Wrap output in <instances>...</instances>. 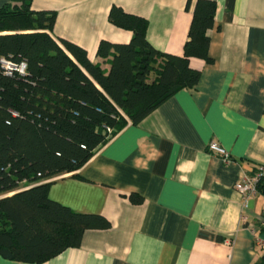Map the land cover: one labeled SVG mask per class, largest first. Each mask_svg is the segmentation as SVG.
Returning <instances> with one entry per match:
<instances>
[{
    "label": "crops",
    "instance_id": "0c3cea01",
    "mask_svg": "<svg viewBox=\"0 0 264 264\" xmlns=\"http://www.w3.org/2000/svg\"><path fill=\"white\" fill-rule=\"evenodd\" d=\"M187 0H32L56 13L50 35L97 55L101 40L127 43L112 5L148 21L156 49L181 55L191 21ZM211 63L191 58L199 81L127 123L79 169L52 179L49 196L75 211L103 215L81 243L40 264H264V196L243 207L235 183L264 164V0H214ZM13 0H0V7ZM216 140L224 163L207 149ZM139 198L132 202L130 195ZM251 226L254 232L251 231ZM0 264H32L0 256Z\"/></svg>",
    "mask_w": 264,
    "mask_h": 264
},
{
    "label": "trees",
    "instance_id": "16d2710c",
    "mask_svg": "<svg viewBox=\"0 0 264 264\" xmlns=\"http://www.w3.org/2000/svg\"><path fill=\"white\" fill-rule=\"evenodd\" d=\"M185 9L191 21L176 55L148 42L147 19L112 5L109 21L132 36L127 43L99 42L97 55L109 62L104 69L81 46L50 35L54 11L33 9L32 0L0 7V256L40 264L79 246L85 230L110 226L101 214L52 199L49 187L128 122L137 124L176 91L197 84L201 72L191 58L212 62L207 31L215 1L187 0ZM2 58L24 62L25 74H6ZM254 172L264 196V164Z\"/></svg>",
    "mask_w": 264,
    "mask_h": 264
},
{
    "label": "built area",
    "instance_id": "2783aa9c",
    "mask_svg": "<svg viewBox=\"0 0 264 264\" xmlns=\"http://www.w3.org/2000/svg\"><path fill=\"white\" fill-rule=\"evenodd\" d=\"M2 67L6 74L11 75L13 72H17L21 75L25 74L26 64L24 62H20L18 64L13 63L4 58L1 59ZM107 131L110 132L111 129L107 128ZM207 149L218 156L221 157L224 163H228L230 161V155L226 151V149L221 146L216 140L209 141L207 145ZM258 167H263V164L258 165ZM260 177V172H254L252 174H244L241 179H239L235 183V189L239 192L242 198L243 207L247 205V201L257 195L259 193L257 189V182ZM251 231L254 232V228L251 226ZM257 244L261 247L263 251L264 257V237H256Z\"/></svg>",
    "mask_w": 264,
    "mask_h": 264
},
{
    "label": "rangeland",
    "instance_id": "374dc122",
    "mask_svg": "<svg viewBox=\"0 0 264 264\" xmlns=\"http://www.w3.org/2000/svg\"><path fill=\"white\" fill-rule=\"evenodd\" d=\"M24 185H25V183H22V184H21V186H24Z\"/></svg>",
    "mask_w": 264,
    "mask_h": 264
}]
</instances>
